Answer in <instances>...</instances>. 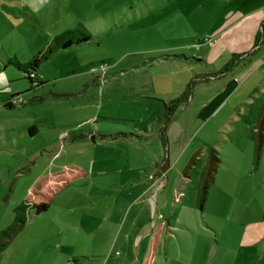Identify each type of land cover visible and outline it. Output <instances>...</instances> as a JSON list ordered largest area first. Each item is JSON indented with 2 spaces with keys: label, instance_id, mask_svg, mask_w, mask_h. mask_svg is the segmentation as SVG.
<instances>
[{
  "label": "rangeland",
  "instance_id": "1",
  "mask_svg": "<svg viewBox=\"0 0 264 264\" xmlns=\"http://www.w3.org/2000/svg\"><path fill=\"white\" fill-rule=\"evenodd\" d=\"M44 1L33 11L0 0V230L43 177L63 170L68 182L45 211L27 210L0 264H115L151 197L170 221L194 212L201 225L220 230L222 250L169 247L168 264H204L207 256L215 264H264V125L260 147L254 128L264 58L235 66L214 56L206 39L218 2ZM67 29L90 39L52 53L36 70L42 84L31 85L14 62L25 64ZM151 79L157 88L188 83L193 105L208 92H198L207 86L201 81L224 82L213 116L170 124L169 152L156 120L143 114L146 99L125 93L150 88ZM100 124L130 138H100ZM212 150L214 179L202 207H194L200 166Z\"/></svg>",
  "mask_w": 264,
  "mask_h": 264
},
{
  "label": "crops",
  "instance_id": "2",
  "mask_svg": "<svg viewBox=\"0 0 264 264\" xmlns=\"http://www.w3.org/2000/svg\"><path fill=\"white\" fill-rule=\"evenodd\" d=\"M14 1L22 6L29 5V8L33 11L37 8L34 7L35 5L39 7L45 3L44 0ZM216 1L218 3L216 4L214 13V24L210 30V38L206 39L212 48L214 46V56L224 62L234 59L235 66L238 64V61H242L244 65L247 66L256 55L263 56L264 58V30H262V24L264 22V0ZM50 41H48L46 45ZM84 43L73 46L81 47ZM260 79H262L263 82L261 88H264V75ZM150 83V88H125V93L127 96H138V98L146 99V109H144L143 114L156 120L160 138H162V142H164L168 148L167 152H169L171 142L170 124L176 121L177 118L179 119L178 121H182V125L192 120L199 124L204 123L210 116H213L212 114L214 111L219 108L220 102H216L215 105L214 102L218 95V88L224 85V82L220 79L201 81L200 83H204L207 86L198 88V92L206 90L208 92H203L206 96L201 97L198 105L192 104V100L196 94V92L195 94L193 92L188 98L187 103L179 106L166 119L165 116H163V102H167L178 96L184 90L185 84L180 88V85L178 86L176 84V79H174L172 81L174 88H157L156 82L153 83L152 79ZM237 85L239 84L236 83L235 86ZM30 89L31 88H29L28 91ZM36 98H33V100H40V98ZM138 98H134L133 100L137 101ZM30 100H32V98ZM185 114H190L191 118H186ZM100 125L99 129L102 132L98 136L100 138L113 141H122L123 139L126 140L130 138V136L119 131L121 130L120 127L112 128L110 125ZM262 139L263 127L261 143ZM205 159L206 157H204L202 165ZM159 191L160 187H157L156 196ZM196 198L197 192L193 201L194 207L196 205ZM145 204L147 213L145 216H137L132 223V229L124 234V237L128 239L125 238L126 243L121 245L123 252L116 258L115 264H143L155 232L158 233L159 238L150 264L156 262V257H158V262L160 264H168L169 247H173L175 251L178 250L182 252L190 247L196 249L204 247L209 251L211 249L217 250L218 246L222 244L217 240L220 234L218 225H213L211 221L206 223L204 220H202L203 224L201 225L194 212L191 214L178 215L173 221H170L166 219L164 213L157 211L158 204L156 201L153 203L152 197L149 199V203L145 202ZM162 205L164 204L162 203L161 206ZM219 248L221 249V246H219ZM161 253L164 260L161 257ZM178 253L180 254V252ZM207 258L208 256L204 258V264H215L213 261L207 262ZM216 264H222V262Z\"/></svg>",
  "mask_w": 264,
  "mask_h": 264
},
{
  "label": "trees",
  "instance_id": "3",
  "mask_svg": "<svg viewBox=\"0 0 264 264\" xmlns=\"http://www.w3.org/2000/svg\"><path fill=\"white\" fill-rule=\"evenodd\" d=\"M262 30H264V22L262 24ZM89 39L90 36L86 32H79L77 29H67L61 34L54 36L44 48L37 52L31 58V60L25 64H20L18 62H14V64L18 69L25 72V78L31 85L38 86L42 84V80L37 75L36 70L41 62L45 61L52 53L57 50L66 49L70 45H79L81 43L87 42ZM190 91V85L187 83L184 87V90L178 96L170 99L167 102H163V116H165L166 119L179 106L187 103L190 96ZM263 122L264 102L258 111L256 125L254 126V128L257 129L258 147H260L261 143ZM34 131L35 129L31 127L28 129L30 135L33 134ZM218 162L219 160L215 155V151L212 150L206 157L200 169L196 198V205L200 208L202 207L206 199L208 189L213 182ZM66 176L67 175L62 170L54 174L52 177H43L40 180V186L34 188L32 195H30V197L28 196L27 200H24L14 208L12 222L7 227L0 230V252L3 251L13 241L14 237L23 228L26 222V212L28 209L33 210L34 213H40L48 208L51 195L67 184L68 181ZM30 198L33 199L30 200ZM158 238V233L155 232L143 264L151 263L156 250Z\"/></svg>",
  "mask_w": 264,
  "mask_h": 264
},
{
  "label": "built area",
  "instance_id": "4",
  "mask_svg": "<svg viewBox=\"0 0 264 264\" xmlns=\"http://www.w3.org/2000/svg\"><path fill=\"white\" fill-rule=\"evenodd\" d=\"M263 66H264V63H263Z\"/></svg>",
  "mask_w": 264,
  "mask_h": 264
}]
</instances>
